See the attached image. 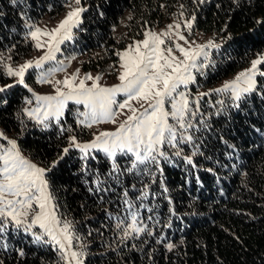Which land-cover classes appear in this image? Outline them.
<instances>
[{
    "label": "trees",
    "instance_id": "16d2710c",
    "mask_svg": "<svg viewBox=\"0 0 264 264\" xmlns=\"http://www.w3.org/2000/svg\"><path fill=\"white\" fill-rule=\"evenodd\" d=\"M70 1L0 0V130L43 168L83 264H264V58L253 90L236 102L211 92L189 103L180 133L159 154L142 161L82 154L89 130L77 123L78 108L68 105L57 122L37 123L32 93L13 84L5 67L31 53L34 25ZM80 5V21L62 52L80 58L83 71L111 74L127 43L180 17L192 18L195 30L219 44L192 88L211 87L264 55V0ZM32 79L28 72L25 85L34 87ZM72 139L80 146H71ZM57 254L51 243L0 222V264H61Z\"/></svg>",
    "mask_w": 264,
    "mask_h": 264
},
{
    "label": "rangeland",
    "instance_id": "374dc122",
    "mask_svg": "<svg viewBox=\"0 0 264 264\" xmlns=\"http://www.w3.org/2000/svg\"><path fill=\"white\" fill-rule=\"evenodd\" d=\"M83 9L80 0H71L59 15L42 18L29 32L31 53L5 66L12 83L32 93L31 117L37 123L57 122L68 105L78 108L77 123L87 127L89 135L81 147L73 139L71 146L82 154L97 151L109 161L120 154L133 161L148 159L180 133L189 103L211 92L227 93L236 102L254 88L263 54L211 87L192 88L219 45L213 36L195 30L192 18H173L145 29L118 51L111 74L83 71L80 58L62 52ZM126 17L123 13L118 27ZM28 72H33L34 87L25 85ZM0 222H10L34 242L51 243L61 264H83L72 245L69 222L57 214L43 168L1 130Z\"/></svg>",
    "mask_w": 264,
    "mask_h": 264
}]
</instances>
